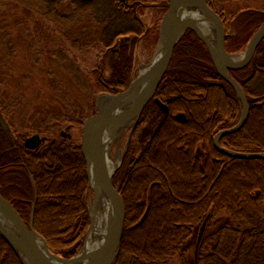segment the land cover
<instances>
[{
	"label": "trees",
	"instance_id": "1",
	"mask_svg": "<svg viewBox=\"0 0 264 264\" xmlns=\"http://www.w3.org/2000/svg\"><path fill=\"white\" fill-rule=\"evenodd\" d=\"M207 1L223 21L226 51L233 54L245 49L264 22V8L244 7L231 13L214 6V0ZM162 2L167 0H0V11H27L61 31L79 25L87 16L95 28V39L81 38L79 32L74 39L70 27L62 32L73 48L97 44L104 49L108 65L102 72L98 66L94 69L93 86L115 95L130 85L131 45L145 39L155 46L158 42V28L146 30L137 10L149 3L165 13L164 6H157ZM5 10L0 12V32L8 59L13 56V44L3 24ZM58 35V45L50 53L63 60L67 58L63 36ZM124 36H130V46L120 43ZM207 49L192 30L184 32L155 95L167 106V112L151 100L132 130L122 163L112 177L125 207L122 238L113 264H168L177 256L184 259L192 245L194 251L199 227L207 216L196 261L193 252L190 264H264V159L232 158L214 148L213 137L239 121L241 104L217 73ZM68 69L79 73L73 61ZM229 73L252 99L243 127L223 136L219 143L232 152H264V140L259 136L264 129V39L249 65ZM102 74L103 78L99 77ZM98 93H92L91 99ZM92 110L91 116H95L93 106ZM0 112L9 130L6 135L0 127V194L12 199L27 222L34 205L33 229L52 254L68 259L77 256L90 224L86 165L81 144L64 139L57 130L65 124L81 125L83 119L56 117L48 129L38 126L34 132L44 136L43 142L28 150L23 145L25 136L14 129L1 104ZM48 133L52 139L46 138ZM199 149L201 160L196 155ZM157 156L164 160V169L156 165ZM145 163L152 165L150 170L142 168ZM168 172L178 175L172 177ZM178 181L182 194L176 191ZM69 209L68 215H61ZM47 214L61 216H57L56 226L47 225ZM0 264H22L1 236Z\"/></svg>",
	"mask_w": 264,
	"mask_h": 264
},
{
	"label": "rangeland",
	"instance_id": "2",
	"mask_svg": "<svg viewBox=\"0 0 264 264\" xmlns=\"http://www.w3.org/2000/svg\"><path fill=\"white\" fill-rule=\"evenodd\" d=\"M145 4L148 5L149 3ZM214 4V6L222 7L231 13L238 12L244 7L264 8V0H225L224 3H222V0H214ZM146 5L137 10V17L146 30H156L159 28L164 12H157L155 8L151 7L153 4H149L150 6L148 5L147 7ZM60 9L64 12H68L67 9L62 7ZM4 10L5 9H2L0 12ZM5 11L8 13L3 20V24L6 25L4 27L7 28L9 39L13 44V56L8 59L6 58L4 52L5 47L2 43L0 32V104L5 109L8 119L13 123L14 129L17 130V132L20 134L23 133L25 138H28L36 133L34 131L38 126L41 127L42 130L48 129L56 117H61L62 119H74L77 117L83 119L81 125L65 124L62 125L57 132L64 133L65 136L63 138L66 140H76L80 143L84 119L91 117V113L93 112L92 106L95 110V114L99 112V103L101 100L105 99L102 95L106 92H103L102 87H96L97 85L93 86L95 85L94 69L98 66L102 72L104 69L103 66L105 64L108 65L109 56H107L104 49L97 44H93L94 46L92 45L91 47L86 46L87 48L79 44L78 48H81V50L73 48L62 31H66V29L70 27V30L72 28L71 32L73 35L79 32V37L81 38L87 36L89 38L94 37L93 39H95V36L92 34L95 28L92 27L90 19L85 16L82 18L79 25H69L65 30L62 28L61 31L57 26L53 25L54 28L51 26L49 27V25H46L38 16H34L27 11H13L10 8H7ZM1 19L2 16H0V22ZM19 20L21 22H19ZM56 33L57 35L59 34L58 36H63L64 53L67 57L63 60L59 56H53L50 53L55 46L58 45L56 42L57 38L55 37ZM75 37L76 35L74 39ZM126 37L129 38L125 39ZM210 38L215 39V33L214 36H210ZM150 41L151 40L148 41L147 39L140 40L131 45L132 41L130 36H124L120 39V43L131 45L133 53V75L131 76V81L139 75L140 70L147 68L154 58L156 46L153 44L151 45ZM244 50L245 49L233 54L239 57ZM70 61H73L76 68H78V74L77 72L72 73L68 69ZM99 77L103 78V74ZM96 90L100 93H98L93 100L91 99V95ZM132 125L133 121H130L129 125L124 130L123 136L113 143L110 150L111 155H114L117 151L119 152L121 156L120 164L122 163L128 146L127 137L131 135L130 130ZM21 128L23 129L20 130ZM263 131L264 129L261 130L259 136L264 140V136L261 137ZM39 136L44 138L42 134H39ZM45 136L48 139H52L53 135L48 133ZM68 136L70 137L68 138ZM163 144L164 143H162V146ZM201 154L202 152L199 149L196 155L200 160L203 158ZM161 159V157L157 156L155 162L157 163L156 165L164 169V160L162 161ZM155 162L151 164L155 165ZM150 166L152 167V165ZM150 166L147 163L144 167L142 166V168L150 170ZM168 174L172 177L175 174L176 176L178 175V173L175 172H168ZM72 177L73 175L66 179H72ZM141 177H144V175L142 174ZM178 184L179 186L176 187V191L182 194L184 190L181 185L182 183L178 181ZM4 195L9 196L8 193H4ZM92 196V191L89 189L86 194V205L90 224L92 219L90 218V212L92 211ZM69 211L71 212V209L66 210L61 215H68ZM31 215L33 217V207L30 216ZM57 216L59 215L47 214L45 217L47 225L53 224V226H56L54 222L58 219ZM90 224L88 225L83 244H85L90 232ZM191 248L190 253L185 255L184 259L177 256L170 259L168 264H190L189 260L194 252L193 245Z\"/></svg>",
	"mask_w": 264,
	"mask_h": 264
},
{
	"label": "water",
	"instance_id": "3",
	"mask_svg": "<svg viewBox=\"0 0 264 264\" xmlns=\"http://www.w3.org/2000/svg\"><path fill=\"white\" fill-rule=\"evenodd\" d=\"M184 0H167L166 3L159 4L157 6H164L166 8V12L162 16V19L159 24L158 30V43L154 50V56L156 53L163 47V54L158 62L155 65H151L147 71L143 74L137 76L133 79L129 85V87L120 93L110 94L103 93L102 97L105 99H110V103L108 107L104 111L97 112L95 116H91L89 118L84 119V123L82 126V138H81V154L86 164V174L88 179V187L92 191V206L91 209H95L98 197H99V188H103L105 192L110 196L112 202V219L110 222V226L108 229V233L104 238L102 245L98 249L95 254L85 255L83 254L85 245L83 246L81 252L74 256L73 258H63L57 255L52 254L48 250V246L45 240L36 233L33 229L32 225V215L28 223H26L19 213L17 212L15 206L10 202V200L6 199L4 196L0 194V213H2L10 223L13 228V232L7 230L0 226V236L9 244V246L16 252L17 256L20 258L22 264H42L47 263L43 257V253L45 254L50 261L54 262V264H81L87 259H92L90 264H113L119 250L122 232L125 221V207L118 193L119 190L113 185L112 176L114 172L110 176L107 175L103 161L100 155V151L98 145L96 143L95 137L93 134L96 131H99L103 128H109L112 130H116L117 127L123 126L130 121H133L132 129L138 121L143 109L147 104L153 100L160 110L164 113L167 112V106L163 104L158 98L155 97L156 92L160 86L164 74L166 73L169 63L171 61L173 50L178 40L182 37L186 30H192L195 33V36L199 38L205 45L209 54L211 56V60L216 68L217 73H219L220 77L227 82L230 87L235 92L236 97L241 103V116L237 124L231 128L224 129L219 131L212 139V144L214 148L221 154L226 155L232 158L239 159H264V152L261 153H240L226 149L222 147L219 143V140L227 135L232 134L239 131L243 125L245 124L248 115H249V102L252 98H247L244 94L241 85L230 75L229 71L239 70L246 67L252 60L254 53L260 44V42L264 39V22L259 26L256 30L250 41L248 42L245 51L242 53L239 60H234V55L229 54L225 48V39L226 32L225 27L220 16L210 8L207 0H196L198 7L202 11L204 17L207 21H209L214 29L215 33V49L214 52L211 50V46L207 39L201 36L196 29L192 26L185 27H173L172 19L174 14L181 7L184 6ZM126 37L125 39H128ZM154 59V58H153ZM152 59V62H153ZM151 62V64H152ZM145 81H148L147 86L137 94L138 87ZM125 100V101H124ZM120 101L130 102V109L126 113L124 112H116L119 108H123V103L119 104ZM122 110V109H121ZM0 127L4 131L6 135H9L8 127L2 118L0 112ZM68 129V128H67ZM130 131V134L132 132ZM62 136H65L64 133H61ZM127 145L130 139L127 137ZM42 139L38 134H34L28 138H26L23 142V145L28 150H34L39 147ZM90 166H93L94 172L96 175V187L90 186L89 180V169ZM92 218V217H90ZM209 216L205 217L201 226L199 227L198 235L196 238V245L194 250V257L196 261L197 251L199 243L204 235V231L206 228V224L208 222ZM90 229L92 226L91 219ZM41 241L43 253L39 249L37 242ZM86 243V242H85ZM25 258L22 257V255ZM49 264V263H47Z\"/></svg>",
	"mask_w": 264,
	"mask_h": 264
},
{
	"label": "bare ground",
	"instance_id": "4",
	"mask_svg": "<svg viewBox=\"0 0 264 264\" xmlns=\"http://www.w3.org/2000/svg\"><path fill=\"white\" fill-rule=\"evenodd\" d=\"M183 2H184V6L181 7L179 10H177V12L174 14V17L172 19L173 27L178 28L181 26L185 27L187 25L194 27V29H196L197 32L201 36L207 39V41L209 42L212 48L211 50H213L214 52L215 39L210 38V36L212 37L214 36L215 28H213L212 24L206 20L202 11L198 7L196 0H184ZM162 54H163V47H161V49L154 56L152 64H150L147 68L140 70L139 75L147 71V69L151 65H155L156 62H158L159 59L161 58ZM240 57L241 55H239V57L234 56L233 58L234 60H239ZM147 84H148V81L143 82L138 87L137 94L140 93L147 86ZM109 103H110V99L101 100L99 103V107H98L99 110L104 111L108 107ZM122 103L124 107L121 108L122 110L118 108L116 112L126 113L127 111H129L130 102L126 101V104L123 101L119 102V104H122ZM128 125L129 123L123 126L117 127L116 130H112L109 128H103L99 131L95 130L93 134V137H95L96 139L95 141L100 151L104 169L108 176H110L112 172H114V170L117 169V167L120 164V160H121V156L118 151L114 155L110 154L111 147L114 142L118 141L123 136L124 130L125 128H127ZM89 180H90L91 187L97 186L96 175H95L93 166H90V169H89ZM112 211L113 209H112L111 198L107 194V192H105L103 188L100 187L99 197H98L96 207L90 212L91 217H92V227L88 234L86 243L84 244L85 248H84L83 254L92 255L98 251V249L102 245L101 243H103L104 238L106 237L108 233V229H109L110 222L112 219V214H113ZM0 226L13 232L12 226L10 225L7 218L2 213H0ZM37 245L39 249L41 250V252L43 253L41 241H38ZM22 257L24 258L23 255ZM43 257L44 259H46L45 261L47 263L54 264V262L50 261V259H48V257H46L44 253H43ZM24 261H25V258H24ZM91 262H92V259L90 258V259L85 260L81 264H90ZM47 263H42V264H47Z\"/></svg>",
	"mask_w": 264,
	"mask_h": 264
},
{
	"label": "flooded vegetation",
	"instance_id": "5",
	"mask_svg": "<svg viewBox=\"0 0 264 264\" xmlns=\"http://www.w3.org/2000/svg\"><path fill=\"white\" fill-rule=\"evenodd\" d=\"M61 134V133H60ZM61 136H62V134H61ZM62 137H64V136H62ZM70 136H68V138H69ZM121 165V164H120ZM120 167V166H119ZM5 197V196H4ZM6 199H8V198H6ZM8 200H10V202L12 203V199H8ZM13 204V203H12ZM14 206V205H13ZM32 207H34V205H32ZM16 208V207H15ZM17 210V209H16ZM18 212V211H17ZM19 213V212H18ZM20 215V214H19Z\"/></svg>",
	"mask_w": 264,
	"mask_h": 264
}]
</instances>
